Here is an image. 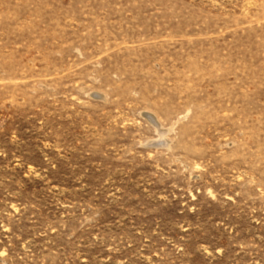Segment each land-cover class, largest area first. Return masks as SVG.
I'll return each instance as SVG.
<instances>
[{
    "label": "rangeland",
    "instance_id": "rangeland-1",
    "mask_svg": "<svg viewBox=\"0 0 264 264\" xmlns=\"http://www.w3.org/2000/svg\"><path fill=\"white\" fill-rule=\"evenodd\" d=\"M0 264H264V0H0Z\"/></svg>",
    "mask_w": 264,
    "mask_h": 264
}]
</instances>
